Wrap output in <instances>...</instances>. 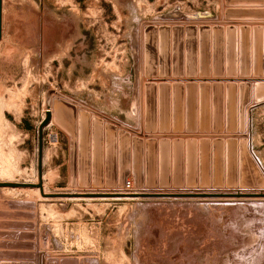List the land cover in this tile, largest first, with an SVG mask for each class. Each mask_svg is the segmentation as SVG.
Listing matches in <instances>:
<instances>
[{
	"label": "rangeland",
	"instance_id": "1",
	"mask_svg": "<svg viewBox=\"0 0 264 264\" xmlns=\"http://www.w3.org/2000/svg\"><path fill=\"white\" fill-rule=\"evenodd\" d=\"M175 85L209 103L148 120L147 88ZM166 96L159 112L175 110ZM57 103L97 120L104 146L108 129L129 144L117 138L116 187L87 186L52 122L46 195L264 194V0H5L0 183H40L39 128ZM0 264H264V197L3 188Z\"/></svg>",
	"mask_w": 264,
	"mask_h": 264
},
{
	"label": "water",
	"instance_id": "2",
	"mask_svg": "<svg viewBox=\"0 0 264 264\" xmlns=\"http://www.w3.org/2000/svg\"><path fill=\"white\" fill-rule=\"evenodd\" d=\"M2 22H3V0H0V41L2 40ZM161 88H167L169 90H162ZM159 92L155 87H148V97L146 98V113L148 120L151 121L153 116H170L181 115L182 109L187 105L189 112L188 115H195V109L199 102H204L206 105L209 103V99L199 101V94L205 92L196 85L186 86L175 85L173 87L163 86ZM167 93L166 97L161 99H167L169 93L173 94V100L175 103V110L170 111L168 106L164 110L158 111V95ZM187 95V99H185ZM197 99V101L194 99ZM186 100V101H185ZM169 104V98L166 100ZM217 103V102H216ZM179 109L180 111H177ZM55 123L59 126L71 139V160H72V179L75 180L77 173L80 177L86 180L87 186L90 185L89 179L92 178L95 187H101L104 185L103 179H107V186L116 187L118 181H120V168H121V152L117 146L123 143V138L115 131L107 130V146H104L103 133L97 120H90L88 115H84L76 112V109L69 105L57 103L54 106V113L48 107L46 118L39 128V177L40 183H0V189H38L42 197L44 198H152V197H200V198H243V197H264V194H244L241 192L234 193H191V194H130V195H117V194H56L46 195L44 191L43 181V159H44V130L50 126L51 123ZM117 138L119 144L117 145ZM128 140V139H127ZM129 144V140H128ZM123 145H127L123 143ZM79 153V160H78ZM128 156V153H127ZM79 162V165H78ZM105 163V164H104ZM106 165V167L104 166ZM92 176L90 177V175ZM106 174V176H104ZM127 181L123 183V188H127Z\"/></svg>",
	"mask_w": 264,
	"mask_h": 264
},
{
	"label": "built area",
	"instance_id": "3",
	"mask_svg": "<svg viewBox=\"0 0 264 264\" xmlns=\"http://www.w3.org/2000/svg\"><path fill=\"white\" fill-rule=\"evenodd\" d=\"M127 189H128V190H131V189H132V185H131L130 182L127 183Z\"/></svg>",
	"mask_w": 264,
	"mask_h": 264
},
{
	"label": "bare ground",
	"instance_id": "4",
	"mask_svg": "<svg viewBox=\"0 0 264 264\" xmlns=\"http://www.w3.org/2000/svg\"><path fill=\"white\" fill-rule=\"evenodd\" d=\"M235 194V193H234ZM120 195H129V194H120ZM134 195V194H133Z\"/></svg>",
	"mask_w": 264,
	"mask_h": 264
},
{
	"label": "crops",
	"instance_id": "5",
	"mask_svg": "<svg viewBox=\"0 0 264 264\" xmlns=\"http://www.w3.org/2000/svg\"><path fill=\"white\" fill-rule=\"evenodd\" d=\"M4 3H5V0H3V5H4Z\"/></svg>",
	"mask_w": 264,
	"mask_h": 264
}]
</instances>
